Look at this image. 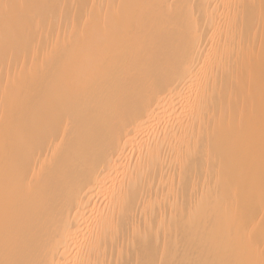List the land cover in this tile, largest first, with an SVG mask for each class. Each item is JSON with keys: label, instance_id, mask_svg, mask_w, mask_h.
Instances as JSON below:
<instances>
[{"label": "bare ground", "instance_id": "bare-ground-1", "mask_svg": "<svg viewBox=\"0 0 264 264\" xmlns=\"http://www.w3.org/2000/svg\"><path fill=\"white\" fill-rule=\"evenodd\" d=\"M0 264H264V0H0Z\"/></svg>", "mask_w": 264, "mask_h": 264}]
</instances>
